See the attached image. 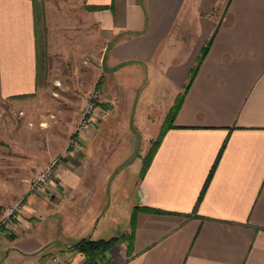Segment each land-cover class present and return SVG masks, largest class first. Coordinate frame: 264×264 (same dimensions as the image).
I'll return each mask as SVG.
<instances>
[{"label": "crops", "instance_id": "obj_1", "mask_svg": "<svg viewBox=\"0 0 264 264\" xmlns=\"http://www.w3.org/2000/svg\"><path fill=\"white\" fill-rule=\"evenodd\" d=\"M84 7L104 47L102 102L79 148L66 146L41 190L21 196L12 228L0 227V264H85L72 243L128 232L135 206L162 212L137 210L130 254L126 242L113 245L112 264H264V0H84ZM36 87L33 0H0V103ZM106 91L131 101L126 134L114 129ZM180 93L141 172L139 150L157 138ZM126 138L115 153L122 161L105 176L113 165L92 164L90 152ZM120 196L128 202L122 212Z\"/></svg>", "mask_w": 264, "mask_h": 264}, {"label": "rangeland", "instance_id": "obj_2", "mask_svg": "<svg viewBox=\"0 0 264 264\" xmlns=\"http://www.w3.org/2000/svg\"><path fill=\"white\" fill-rule=\"evenodd\" d=\"M36 2L44 12L46 47L49 38L50 51L35 91L0 103V210L20 201L31 182L53 161L55 168L63 164L66 146L68 152L74 127L101 73L99 56L104 47L84 19V0ZM99 89L104 95L101 85ZM112 94L115 93L106 91L107 99L115 105L110 113L116 120L114 129L126 134L132 130V124L128 123L131 101L125 93L116 98ZM129 140L103 141L102 146L90 152L92 164L113 165L114 170L105 173L111 177L115 165L122 161L115 155L117 148ZM153 141L149 148L142 144L143 149L139 150L142 165ZM101 174L104 172H97L98 176ZM130 175L127 173L125 178ZM124 196L118 201L121 212L128 204Z\"/></svg>", "mask_w": 264, "mask_h": 264}, {"label": "trees", "instance_id": "obj_3", "mask_svg": "<svg viewBox=\"0 0 264 264\" xmlns=\"http://www.w3.org/2000/svg\"><path fill=\"white\" fill-rule=\"evenodd\" d=\"M33 5H34V16H35V43H36V50H37V83H38V79L42 76V74L46 70L47 32H46V27L44 25L43 9L40 8L36 0H33ZM210 42H211V39L208 40L205 47L202 49L201 54L198 57L197 64L201 61L202 57L206 53L210 45ZM196 67L197 66H194L191 69L189 77H188V83L186 84L185 89L187 88V85L191 82L193 76L195 75ZM100 80H101V77L97 81V84H96L97 88H99L100 86ZM182 97H183V93H180L176 97L174 104L169 109L166 115V118L161 126L160 132L157 138L152 142V147L149 153L147 154V156L145 157V161L143 162L141 172L144 171L149 160L151 159L156 149V146L159 143L162 133L169 125L172 124L174 115L180 105ZM139 209H143V210L151 211V212H162L159 209L149 207V206H143V207L135 206L131 213L130 229L128 232L121 233L118 236H113L110 238L92 239L89 237H83L73 242L71 245V249H73L74 251L80 252L84 255L85 264H112L110 258L107 256V252L113 245L119 244L121 242H124V243L126 242L127 254H130V251L132 249V237H133L134 225H135V214L137 210Z\"/></svg>", "mask_w": 264, "mask_h": 264}, {"label": "built area", "instance_id": "obj_4", "mask_svg": "<svg viewBox=\"0 0 264 264\" xmlns=\"http://www.w3.org/2000/svg\"><path fill=\"white\" fill-rule=\"evenodd\" d=\"M102 102V92L99 88H94L88 97V100L80 114L79 120L74 127V133L70 139V147H78L79 139L82 135L86 133L89 126L91 125L94 113L100 103ZM56 161H53L52 164L48 165L30 184V190L40 191L43 184L49 179L55 170ZM22 210L21 201L13 203L5 210H0V227L4 229H11L14 223V219ZM53 261H57L56 258ZM58 264V262H57Z\"/></svg>", "mask_w": 264, "mask_h": 264}]
</instances>
